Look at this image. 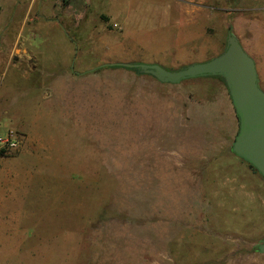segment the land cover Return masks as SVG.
<instances>
[{
  "label": "rangeland",
  "instance_id": "1",
  "mask_svg": "<svg viewBox=\"0 0 264 264\" xmlns=\"http://www.w3.org/2000/svg\"><path fill=\"white\" fill-rule=\"evenodd\" d=\"M14 2L0 0V31L20 28ZM69 3L42 52L88 78L90 124H69L58 104L35 123L31 97L0 100V136L21 141L0 153V173L14 174L0 180V264H264V178L232 152L239 120L226 84L102 67L205 62L232 25L264 87V0ZM14 127L42 144L22 154Z\"/></svg>",
  "mask_w": 264,
  "mask_h": 264
},
{
  "label": "crops",
  "instance_id": "2",
  "mask_svg": "<svg viewBox=\"0 0 264 264\" xmlns=\"http://www.w3.org/2000/svg\"><path fill=\"white\" fill-rule=\"evenodd\" d=\"M14 4H16L14 14H22L23 19L18 30L11 33L10 23H8L5 29L0 31L4 37L11 39L7 41L9 47H6L5 53L1 52L5 47L0 45V52L4 55L0 56L3 58L0 61V100L9 102L12 93L23 98L31 97V104L24 113L32 116L35 123L39 122L42 113L46 114L47 107L53 108L58 104L65 121L72 124L75 117L77 124L80 117V120L88 127L93 104L86 99L80 102V94H86V89L80 88L79 85L81 80L88 78L81 77L78 73L65 74L59 71V66L54 62L52 65V62L45 61V54L42 52V47H46L47 39L55 34L52 22L56 21L53 20L63 17V7L68 6L71 10L73 5L69 3V0H15ZM1 9L0 6V12ZM59 25H62V22ZM248 54L255 60L253 55ZM42 58L43 62L40 61ZM256 65L260 79L261 73L257 62ZM14 131L25 140L22 154L25 151L34 150L31 149L32 146L42 144L41 136L35 137L36 134L33 135V132L23 127H14ZM13 178V172L0 173V180L10 181Z\"/></svg>",
  "mask_w": 264,
  "mask_h": 264
},
{
  "label": "water",
  "instance_id": "3",
  "mask_svg": "<svg viewBox=\"0 0 264 264\" xmlns=\"http://www.w3.org/2000/svg\"><path fill=\"white\" fill-rule=\"evenodd\" d=\"M102 67L126 69L173 85L199 78H222L239 120L232 152L264 178V90L259 83L255 60L236 35H229L226 50L220 55L179 70H169L159 64L111 63ZM258 251L264 254V239Z\"/></svg>",
  "mask_w": 264,
  "mask_h": 264
},
{
  "label": "built area",
  "instance_id": "4",
  "mask_svg": "<svg viewBox=\"0 0 264 264\" xmlns=\"http://www.w3.org/2000/svg\"><path fill=\"white\" fill-rule=\"evenodd\" d=\"M20 144L21 141L14 132H10L7 136L0 137V150H16Z\"/></svg>",
  "mask_w": 264,
  "mask_h": 264
},
{
  "label": "trees",
  "instance_id": "5",
  "mask_svg": "<svg viewBox=\"0 0 264 264\" xmlns=\"http://www.w3.org/2000/svg\"><path fill=\"white\" fill-rule=\"evenodd\" d=\"M102 19L103 20H106V21H108V18H106V17H104V16H102ZM230 34H232V35H236L235 34V32H234V29H233V26L232 25H229V27H228V31H227V38H226V43H225V49L221 52V53H223L225 50H226V47H227V39H228V37H229V35ZM220 55V54H219ZM213 59V58H212ZM211 60V59H210ZM182 69V68H181ZM208 78H212V79H220V80H222L223 81V79L222 78H219V77H208ZM224 82V81H223ZM225 83V82H224ZM259 83H260V86H261V88L264 90V87L262 86V84H261V81H259ZM2 152H0L1 154L2 153H9V152H11V151H9V150H1ZM252 169H254L252 166H250ZM255 170V169H254ZM256 171V170H255ZM257 172V171H256Z\"/></svg>",
  "mask_w": 264,
  "mask_h": 264
}]
</instances>
